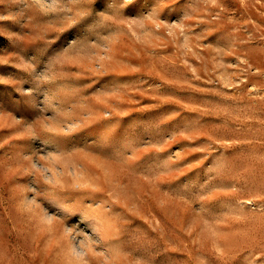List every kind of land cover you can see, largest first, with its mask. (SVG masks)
Masks as SVG:
<instances>
[{
    "label": "rangeland",
    "instance_id": "rangeland-1",
    "mask_svg": "<svg viewBox=\"0 0 264 264\" xmlns=\"http://www.w3.org/2000/svg\"><path fill=\"white\" fill-rule=\"evenodd\" d=\"M0 264H264V0H0Z\"/></svg>",
    "mask_w": 264,
    "mask_h": 264
}]
</instances>
